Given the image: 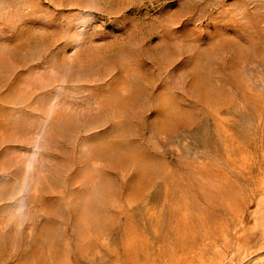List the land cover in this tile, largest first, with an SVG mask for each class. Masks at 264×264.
I'll list each match as a JSON object with an SVG mask.
<instances>
[{"label": "rangeland", "instance_id": "374dc122", "mask_svg": "<svg viewBox=\"0 0 264 264\" xmlns=\"http://www.w3.org/2000/svg\"><path fill=\"white\" fill-rule=\"evenodd\" d=\"M0 264H264V0H0Z\"/></svg>", "mask_w": 264, "mask_h": 264}]
</instances>
